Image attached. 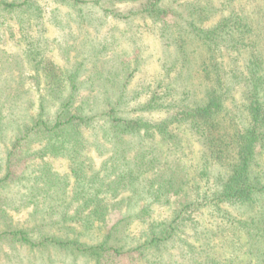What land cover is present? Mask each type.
<instances>
[{
	"label": "rangeland",
	"instance_id": "rangeland-1",
	"mask_svg": "<svg viewBox=\"0 0 264 264\" xmlns=\"http://www.w3.org/2000/svg\"><path fill=\"white\" fill-rule=\"evenodd\" d=\"M79 1L72 6L40 0L42 20L31 14H0V180L7 174L8 150L39 114L41 103L49 115L63 104L64 97L46 94L50 73L74 74L73 106L87 114L106 112L120 102L121 116L153 124L170 121L175 110H139L147 91L160 81L174 87L172 99H182L185 72L182 80L176 71L181 57L163 42L159 29L165 20L181 23L187 18L185 6L176 2L192 6L200 0H170L181 18L168 16L158 24L135 12L145 0ZM201 1L217 8L222 0ZM237 4L253 20L254 30L264 34V0ZM79 7L85 10L83 18ZM27 17L32 26L22 30ZM40 23L44 30L35 26ZM32 37L40 40L39 47L28 46ZM260 40L264 46V38ZM42 136L33 134L17 146L11 175L0 183V264H262L263 239L240 224L257 208L199 205L200 198L215 190L223 171L186 124L170 123L165 135L153 129L120 142L89 131L73 162L67 156L38 155ZM260 160L264 164V155ZM74 166L81 172L75 174ZM128 173L136 179L124 178ZM177 215L181 219L169 240L133 251L153 234L160 235ZM103 242L123 246L127 253L97 257L76 250Z\"/></svg>",
	"mask_w": 264,
	"mask_h": 264
},
{
	"label": "trees",
	"instance_id": "trees-1",
	"mask_svg": "<svg viewBox=\"0 0 264 264\" xmlns=\"http://www.w3.org/2000/svg\"><path fill=\"white\" fill-rule=\"evenodd\" d=\"M59 1L64 5L82 4L79 0ZM172 2L145 0L135 12L152 18L154 24L163 23L168 16L171 19L181 18L177 8L171 5ZM200 2L192 6L189 2H176L179 8L185 6L187 18L182 19L181 23L165 20V27L159 29L163 42L174 47V53L181 57L176 70L178 78L182 80L185 72L186 84L182 86L181 101L171 98V94H175L174 87L160 81L156 89L147 91L148 99L139 107L142 112L175 110L170 121L153 124L142 117L121 116V110L117 108L120 102L106 112L87 114L81 107L73 106L77 89L74 74L50 73L46 80V94L53 99L64 97L63 104L57 112L49 115L45 112L44 103H41L39 114L17 135L8 150L7 174L0 183L11 175L10 159L17 146H23L33 134H42L41 138L44 139L38 155L67 156L73 162L74 155H78L86 142L89 131H95L97 138L120 142L125 141V137L147 135L153 129L165 135L170 123L182 122L198 135L210 161L223 171L218 175L215 190L210 196H204L202 200L200 198L199 205L207 203L216 206L222 203L257 208L249 221L240 224L264 241V164L260 160L264 155V46L260 44L264 34L254 30L253 20L237 4L238 0H222L217 8L209 1L208 5ZM79 11V18H83L84 8L79 7ZM1 13L12 17L31 14L41 20L44 18L40 0H0ZM217 13L221 16L209 26L207 23ZM113 15L121 17L117 13ZM26 20L28 22L23 24L22 30L32 26L31 18L27 17ZM37 25L44 30L41 23ZM27 44L31 47L37 45V48L40 40L32 37ZM36 53L39 54L38 50ZM32 60L39 65L35 58ZM193 76H197V83L191 89ZM235 94L239 98L237 104ZM72 171L75 174L81 172L75 166ZM127 176L130 181L136 179L131 173L123 177ZM179 218L177 215L173 222L162 229L160 235L153 234L150 240L144 241L133 251H142L148 246L169 240ZM23 240L32 245L28 238L24 237ZM76 250L97 257L103 253L115 256L127 253L123 246L108 247L104 242L96 246L78 247Z\"/></svg>",
	"mask_w": 264,
	"mask_h": 264
}]
</instances>
